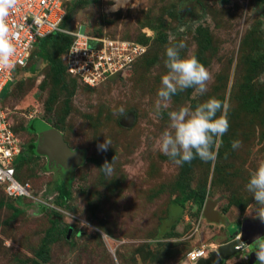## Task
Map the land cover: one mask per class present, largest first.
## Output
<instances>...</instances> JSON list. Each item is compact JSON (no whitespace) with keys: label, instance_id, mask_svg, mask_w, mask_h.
I'll use <instances>...</instances> for the list:
<instances>
[{"label":"rangeland","instance_id":"374dc122","mask_svg":"<svg viewBox=\"0 0 264 264\" xmlns=\"http://www.w3.org/2000/svg\"><path fill=\"white\" fill-rule=\"evenodd\" d=\"M63 7L69 33L79 29L145 50L93 87L64 73L51 76L46 60L29 70L43 42L26 71L13 69L0 110L22 151L37 143L36 133L24 129L38 119L54 124L81 158L57 171L34 149L18 166L32 198L15 203L0 191V264H192L186 256L197 250L207 257L238 235L242 221H256L245 186L264 161V0H68ZM180 43L182 58L195 56L211 73L208 91L186 89L158 108L165 49ZM59 44L47 46L48 55L57 58ZM212 97L228 106L217 159L176 165L157 147L168 113L194 110ZM105 139L111 146L98 151ZM233 140L242 147L233 150ZM105 161L111 174L101 168ZM182 177L195 196L178 208L175 184ZM57 185L68 199L58 198ZM55 228H67L66 235L49 241ZM250 254L245 246L213 264H257Z\"/></svg>","mask_w":264,"mask_h":264},{"label":"clouds","instance_id":"9594fccd","mask_svg":"<svg viewBox=\"0 0 264 264\" xmlns=\"http://www.w3.org/2000/svg\"><path fill=\"white\" fill-rule=\"evenodd\" d=\"M19 2L20 0H0V69L15 68L13 57L16 55V45L13 41L19 35V26H10L8 18L17 9ZM33 21L36 25L41 22L38 18ZM184 47L185 45L180 43L165 49L164 63L168 71L161 77V87L157 92L158 108L161 105L167 107L173 96L186 89L194 88V95H203L208 91L211 73L195 56L182 58L180 50ZM227 107L226 103L212 97L198 104L194 110L180 107L170 111L168 129H165L157 140L158 150L178 166L191 163L197 157L204 162H214L218 155L216 149L220 143L219 138L229 129ZM218 112H222L219 117ZM110 146L111 142L105 139L104 143L98 145V151H107ZM231 147L238 150L242 147V142L233 140ZM101 168L106 174L113 171L112 163L107 161ZM245 187L255 202L250 204L253 208V218L264 224V161H260L258 167L250 174ZM245 246L244 243L239 245L240 248ZM251 247L254 249L257 264H264V236H257Z\"/></svg>","mask_w":264,"mask_h":264},{"label":"built area","instance_id":"2783aa9c","mask_svg":"<svg viewBox=\"0 0 264 264\" xmlns=\"http://www.w3.org/2000/svg\"><path fill=\"white\" fill-rule=\"evenodd\" d=\"M67 1L20 0L17 9L8 18L10 26H19V35L13 41L16 45V55L13 57L15 68H23L33 45L53 33L71 36V42L61 56V62L65 73L86 87H93L126 69L134 59L144 53V47L132 41L94 38L83 34L79 29L75 33L63 29V5ZM34 18L41 21L39 25L34 23ZM14 82L13 69H0V95ZM19 152L20 143L11 131L5 113L0 110V190L9 199H31L30 186L20 183L15 177L14 160ZM205 254L203 250L192 251L187 254L186 259L195 264L199 258H205Z\"/></svg>","mask_w":264,"mask_h":264},{"label":"water","instance_id":"95a60500","mask_svg":"<svg viewBox=\"0 0 264 264\" xmlns=\"http://www.w3.org/2000/svg\"><path fill=\"white\" fill-rule=\"evenodd\" d=\"M34 130L37 135L35 148L37 153L44 155L49 160H55V162L66 168L79 164L81 153L79 151H71L63 141L60 132L41 121L35 124ZM239 228L238 238L229 239L226 243L219 245L214 252L208 253V256L205 258H199L195 264H213L221 260H226L234 256L240 250L239 245L241 243L250 247V260H256L253 253L254 249L251 247V244L257 236H263L264 224L260 223L258 220H244Z\"/></svg>","mask_w":264,"mask_h":264},{"label":"trees","instance_id":"16d2710c","mask_svg":"<svg viewBox=\"0 0 264 264\" xmlns=\"http://www.w3.org/2000/svg\"><path fill=\"white\" fill-rule=\"evenodd\" d=\"M66 16L67 15H64V17H63V20H62V23H61V27L62 28L64 26V23H65V20H66ZM71 39L72 38H71V36H69V34H64V33H53V34L47 35L46 37H43V38L39 39L33 45V48H32V50L30 52V54H32L33 49L37 45H39L40 43L43 42L42 44H40V51L35 53V57H38V59H37L36 62L32 63V65L29 67V70H35L37 68V65L39 63H41L42 61H45L46 60L48 62V65H49V69H50V72H51V76L57 77L58 79H61V74H63V73L66 74L65 73V67L63 66V64L61 62V56L63 55V53L69 47V44L71 42ZM59 41H60L61 44H59V46H58L59 49H57V51H56L57 53L59 52L58 55H57V58L51 57L50 55H48L47 46H49L52 49H54V46ZM30 54H29V56H30ZM24 67L22 68V70L23 71H26L27 69H25ZM58 79H57V82L55 83V86L60 85V80H58ZM60 88H62V83L60 85ZM63 88H65V86ZM6 91L7 90H3V92L0 95V100L4 96V94L6 93ZM36 121L38 122L40 120L33 119L31 121V123H29L28 127H25L24 130L27 133H34L35 132L34 126H35ZM51 127L57 130V128H56V126L54 124L51 125ZM35 148H36V144H34V145H30L29 144L28 145V150L23 152L22 151V147H21V143H20V152H19V154L17 155V157L14 160L15 177H16V180L17 181H19V179L17 177V169H18V166L21 165L22 163H24L26 161L27 156L29 157L30 155L33 154L32 152L34 151ZM31 150H33V151H31ZM20 183H22V182H20ZM175 185H176V188H177V191H178V196L173 201H174L175 205L178 206V208H181L182 205L186 201H188L190 198L194 197L195 194L193 193V191L186 192L184 190L185 186L187 185L185 183V181H184V177L180 178V180L177 181V183ZM56 191H57L58 198H60L62 200L68 199L69 193L67 191H65L60 185H57L56 186ZM1 194L4 196V194L2 192H1ZM4 198L9 199V198H7L5 196H4ZM24 199L25 200H29V199H26V198H16V199H9V200H11L13 202H15L16 200H19L20 203H21ZM18 212L19 211L16 210L14 212V214L16 215V214H18ZM53 223H56L57 224V218L56 219H53ZM55 231H56V235L53 236V237L48 238L49 241L50 240L51 241H54L55 238H56V236H59V235L65 236L66 235V232H67V228H63L62 230H59V229L55 228ZM48 234L49 233L46 234L47 237H48ZM38 257L41 260H43L42 259L43 254H42V256H38Z\"/></svg>","mask_w":264,"mask_h":264},{"label":"flooded vegetation","instance_id":"af4514ba","mask_svg":"<svg viewBox=\"0 0 264 264\" xmlns=\"http://www.w3.org/2000/svg\"><path fill=\"white\" fill-rule=\"evenodd\" d=\"M42 122V121H41ZM44 123V122H43ZM46 124V123H45ZM48 125V124H47ZM50 126V125H49ZM47 158V157H46ZM48 159V158H47ZM49 165H51V168H54L56 169L57 171H59V169H65L66 167H64L63 165H60L59 163L55 162V160L52 161L51 159V162L49 163ZM68 168V167H67ZM249 248V247H248Z\"/></svg>","mask_w":264,"mask_h":264}]
</instances>
